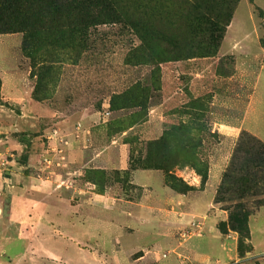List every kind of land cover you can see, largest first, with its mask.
<instances>
[{
  "label": "rangeland",
  "instance_id": "374dc122",
  "mask_svg": "<svg viewBox=\"0 0 264 264\" xmlns=\"http://www.w3.org/2000/svg\"><path fill=\"white\" fill-rule=\"evenodd\" d=\"M60 1L39 12L45 30L36 24L0 33V155L10 160L0 198L18 176L42 181L71 173L54 181L58 196L78 197L80 177L85 197L118 198L115 210L102 213L117 224L123 218L116 214L145 219L134 222L136 232L148 225L149 234L128 233L122 246L144 244L155 264H264L249 227L264 203L248 216L249 239L239 246L227 212L213 201L219 184L204 214L213 180L206 192L207 180L200 186L210 168H227L241 132H249L240 124L255 75L240 74L235 57L260 69L264 0H140L147 12L129 11L137 27L104 20L96 4L63 0L61 9ZM198 12L207 23L196 22ZM252 106L245 126L264 138V93ZM73 148L81 155L69 161ZM171 176L191 189H173ZM168 194L187 196L178 203ZM102 240L108 249L106 230ZM222 240H231L228 249Z\"/></svg>",
  "mask_w": 264,
  "mask_h": 264
},
{
  "label": "crops",
  "instance_id": "0c3cea01",
  "mask_svg": "<svg viewBox=\"0 0 264 264\" xmlns=\"http://www.w3.org/2000/svg\"><path fill=\"white\" fill-rule=\"evenodd\" d=\"M261 47L260 69H250V64L236 56V69L240 74L254 73V90L249 98L246 110L242 115L241 126L256 135L262 141L264 138L246 128L245 121L248 113L253 109L252 101L256 93H264V47ZM80 148H73L67 152L69 161L79 160ZM82 169H76L81 174ZM224 169H209L206 188L213 180L212 195L204 207V214L212 203L214 190L220 182ZM71 174V173H67ZM62 176L52 175L47 180L37 181L32 177L18 176L16 184L7 183L5 186L8 197L0 198V264H155L151 252L144 244L136 243L132 247L122 246L128 233L135 234L139 229L135 226V219L125 218L116 214L114 219L123 218L120 224L113 222V216L102 212L115 210L118 198L107 194L91 193L85 197L86 184L75 180L74 193L78 197L58 196L54 181ZM31 185L32 189H29ZM63 190V189H62ZM176 202H182L187 195H171ZM188 200V198H187ZM119 203V202H118ZM193 210V211H192ZM197 209L191 206V212ZM132 222V224L130 223ZM176 224V223H175ZM129 226V228H125ZM250 240L254 248L264 252V208L257 210L249 220ZM138 234L140 237L149 234L150 227L144 225ZM133 229V230H132ZM106 230L109 248L103 245L102 232ZM132 230V231H130ZM168 245L174 243L171 233L163 235ZM228 240L221 241L222 249H228ZM141 251L132 255V251ZM213 252V251H212ZM10 254V255H9ZM12 255V256H11ZM195 255L198 258L199 252ZM158 264H175L172 258Z\"/></svg>",
  "mask_w": 264,
  "mask_h": 264
},
{
  "label": "trees",
  "instance_id": "16d2710c",
  "mask_svg": "<svg viewBox=\"0 0 264 264\" xmlns=\"http://www.w3.org/2000/svg\"><path fill=\"white\" fill-rule=\"evenodd\" d=\"M52 1L56 2L57 0H0V33L17 29L27 30L33 28L36 24L45 30L47 21L45 22L44 18L46 14H40L39 12L44 8L46 10L51 9V7L56 8ZM139 1L95 0L93 2V0H84V3L90 6L95 4L96 6H101V11L105 12L102 14L104 20H107L105 16L119 20L123 19L126 22L137 24L134 25L137 27L140 26L139 20H134L129 15V11L130 7H133L141 13H146V4ZM66 3L68 2L62 0L58 5L63 9L67 7ZM186 3L188 4L189 2L186 1ZM160 6V3L153 5V11L160 13L158 11ZM192 8L194 10L193 6ZM195 17L196 22L207 23V19L202 13L198 12ZM150 33L153 34V32ZM211 34L213 36V32ZM156 37L163 38L159 33H157ZM170 180L171 187L178 192L191 189L190 185L180 179L175 180L171 176ZM206 180L207 174L206 176L202 175L201 187L205 185ZM262 195H264V142L249 132L242 131L235 144L230 162L222 173L213 200L214 204H222V209L227 212V226L230 230L238 233L239 246L249 239L248 216L264 203V199L260 197Z\"/></svg>",
  "mask_w": 264,
  "mask_h": 264
},
{
  "label": "built area",
  "instance_id": "2783aa9c",
  "mask_svg": "<svg viewBox=\"0 0 264 264\" xmlns=\"http://www.w3.org/2000/svg\"><path fill=\"white\" fill-rule=\"evenodd\" d=\"M45 162L47 164L50 163V161H48L47 159H45ZM9 163H10V160H9V157L8 156H6V155H0V175H1L2 172H5V171L8 170L7 167L9 165ZM183 264H196V263H190L189 262V263H183Z\"/></svg>",
  "mask_w": 264,
  "mask_h": 264
}]
</instances>
